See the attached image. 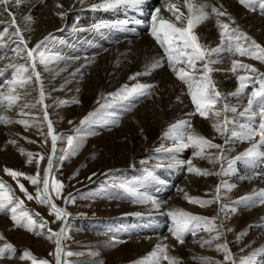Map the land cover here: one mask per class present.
Masks as SVG:
<instances>
[{
	"label": "rangeland",
	"instance_id": "374dc122",
	"mask_svg": "<svg viewBox=\"0 0 264 264\" xmlns=\"http://www.w3.org/2000/svg\"><path fill=\"white\" fill-rule=\"evenodd\" d=\"M110 27L97 30L104 46L114 44L109 39L112 30L104 34ZM112 29L116 35L124 33L121 32L122 28ZM194 32L197 35L196 29ZM33 46L28 43L29 48ZM120 48L122 47L119 42L109 56L104 50L97 55L98 61L90 63L85 60L92 58L76 49L78 53L72 55L70 61H49L47 66L38 64L37 70L41 73L42 81L49 79L50 70L54 71L56 77L52 88L44 91L43 105L36 102L39 98V84L34 78L23 87L16 86L13 95H18L19 99L12 104L13 107L10 109L0 106L6 111V114L0 113V117L7 118L6 122H0V180L12 189L10 194L24 200L25 210L33 215L38 224L41 222L40 216H43L53 231L64 227L63 222L57 221L50 214L49 206L39 204L36 199L28 201L20 192L16 180L4 172L5 168L27 175H35L39 171L43 178L47 159L51 155L48 121L43 119L46 105L54 133L59 137L50 182L54 178L63 183L62 196L56 198L52 192V197L59 207L66 208L70 214L67 220V238L62 240V248L64 253H76L73 256L62 254L63 264H168L162 256L158 262L149 255L147 249L154 235L166 237L167 255L179 264H203L204 260L223 262L224 253L217 251L216 246L225 242L235 264H244L243 258L254 252L257 253L252 257L255 264H264V255L259 254L264 249V224L256 221V216L264 205L254 202L259 200V192L250 187L253 181L250 165L246 161H237L231 169L227 167L229 160L246 150L241 141L236 139L224 146L225 159L222 163L227 175L202 176L182 173L185 166H178L176 162L188 159L193 162L196 159L195 167L213 173L220 171L221 163L213 164L208 159L195 156V149L192 147H189L191 155L188 159L171 155L169 149L172 141L163 139L165 129L161 127L151 126L148 132H144L141 126L145 123H138V119H134L131 128L121 127L115 119L113 123L110 122L111 116L116 112L122 114L126 110L124 115L131 118L143 106H152V102L155 104L147 95L131 102L113 101L109 98V94L121 89L123 85L128 84L131 87L139 83L133 72L134 66L130 63L127 65V62H118ZM23 57L24 53L19 54L14 65L30 63ZM105 58L108 60L103 63ZM152 63L149 60L142 70L150 69ZM98 66L102 70L100 75L96 72ZM256 68L259 72H264V66ZM79 69L81 72H78ZM12 70L14 72V68ZM124 70L126 73L123 79L121 74ZM78 74H81L80 80L76 78ZM28 75H31L30 67L28 72L22 74ZM133 76L135 79H130ZM248 88L246 92L251 91L252 85ZM68 91L76 97L75 101L67 98ZM25 104L32 106L25 107ZM104 104L112 106L102 108ZM21 112L24 114L21 115ZM93 112L98 114L94 118L95 123L82 125L81 121ZM195 117H198L195 121L200 123L190 122L191 127H188L187 133L202 135L214 143L224 144V138L211 126L214 122L211 116L208 119L199 118L197 115ZM20 120L27 121L29 126L18 123ZM148 123L152 124L151 121ZM69 136H75L79 143L75 154H70L67 148ZM219 152L217 149H205L206 155L211 154L214 157ZM27 153L33 154L31 164L27 162ZM40 155L45 157L43 161H39ZM62 156L68 158L61 160ZM171 159L176 160L173 166L168 165ZM255 167L264 172V164L259 161ZM17 179L35 196L37 186H33L23 176ZM227 183L232 185L230 189L226 187ZM122 184L132 190L122 188ZM221 184L224 186L217 194L216 188ZM39 187H43L42 180ZM69 194L74 197V203L65 204ZM217 195L220 196L219 202L206 206L190 203L187 199L191 197L214 200ZM145 196L159 197L165 201L164 214L154 217L143 214L147 202L137 203L136 200ZM244 197H253V200L241 202ZM220 204L231 205L237 211L226 210L221 213ZM169 211H186L216 218V231H206L208 225H203L195 229V235L191 232L185 233L184 243L180 244L172 235L173 223L167 215ZM37 213L40 215H36ZM48 227L42 232L40 229L29 232L15 226L10 213H0V235L4 237L0 239V246L10 243L16 250L11 254L15 258L0 259V264H31L30 260L21 258V253L25 250L30 251L38 260L47 259L50 264H55V258L50 253L54 252L56 246L54 240L47 238ZM217 232L222 234L219 240H214ZM205 241L212 243L206 245Z\"/></svg>",
	"mask_w": 264,
	"mask_h": 264
},
{
	"label": "snow or ice",
	"instance_id": "6c2138e0",
	"mask_svg": "<svg viewBox=\"0 0 264 264\" xmlns=\"http://www.w3.org/2000/svg\"><path fill=\"white\" fill-rule=\"evenodd\" d=\"M30 0H0V14H6L10 19V24L3 25L0 27V39L3 38V34H9L10 36L16 37L14 43L16 47L11 49L17 55L24 53V59L27 62L23 65H9L14 68V72L6 80L0 82V86H7L8 92H0V106H4L3 101L7 100V107H11L12 104L19 99L18 95H13L17 85L23 87L27 82L35 79L39 84V98L36 101L43 105L45 100V92L43 87V81L41 80V73L37 70V65L47 66L51 57L46 56L45 48L46 42L53 37L51 34L46 36L43 40L39 41L32 48L28 47V41L24 36V31L17 24V15L12 10L13 7L20 6L22 3L27 4ZM145 0H102L92 5L93 10H113L118 9L121 6H140ZM187 7L188 15L185 16L183 12L177 14V5L167 4V10L171 11L176 18V21L181 22L180 26L177 23L169 19H163L160 17V8L154 9V14L150 17V33L154 39L158 42L159 46L164 49V55L167 63L171 68V71L175 73L176 77L186 86L187 93L190 96L191 103L194 105V111L187 115H199L203 119H208L210 116L213 118L212 128L216 133L224 138V144L214 143L212 140L203 137L202 135L187 133L184 131L185 128L191 127L190 121L182 120L176 124L170 126L166 135L173 137L179 143L177 147L169 149V151L180 152L186 150L189 147L195 149L194 155L200 158L208 159L210 163H221V168L218 173H213L207 169H201L195 167L192 163V159L186 161H177L178 166H185L186 173H195L197 175L209 176V175H227L222 161L225 159L224 146L230 139H237L243 141H254L257 136L259 140L256 143H252L251 146L246 149L240 155L234 157L228 161L227 167L231 169L233 164L237 161H246L249 165L255 166L256 162L264 164V72L246 63L233 60L231 62L230 71L236 73L239 70H243L246 74L237 76L239 81L238 87L235 91L223 94L218 90L215 81L212 79V73L214 71H222V69H216L213 65L223 62V53L229 55L238 54L241 57H248L249 59L257 60L261 64H264V46L258 43L251 36L241 31L238 27L231 28L230 24L222 22L217 19V26L220 29L219 35L221 37V43L211 48L199 42L198 36L195 34L194 29L203 21L209 19L212 14L216 17L227 16L230 21L235 22L230 14L226 13L213 6L210 2H202L199 5H194L191 0H184ZM239 3L250 12H255L259 9L261 15H264V0H239ZM59 6V5H58ZM210 9V12L208 11ZM61 18L64 17V13H59ZM33 16L28 15L25 17L26 21H33ZM186 21V24L183 23ZM124 26H128L132 23L143 24L142 20L128 21L124 20L119 22ZM115 25H113L114 27ZM109 27L104 23L94 24L93 30H100L101 28ZM9 28L13 29L9 33ZM81 30V29H78ZM185 65V67H176V65ZM163 66L162 60H157L152 64V70H155ZM29 67L31 69V75L22 76L23 73L28 72ZM3 70H0V76H3ZM150 74V73H145ZM140 75L137 73L136 76ZM130 79H135V76ZM252 85L251 91L246 92V89ZM152 85L137 83L134 86L129 87L125 84L121 89L114 93L109 94V98L113 101H135L142 96H150V89ZM230 97L236 99L235 103L230 101ZM179 101V97L177 98ZM219 105V107H218ZM25 107L32 105L25 104ZM111 104H104L102 108L111 107ZM127 107V105H126ZM45 114L43 119L48 121V134L51 136V155L47 159L46 171L41 178L40 172L37 171L35 175H27L22 172L11 170L8 168L4 169L6 175L16 180L18 188L21 193L24 194L28 201L36 199L39 204L47 205L51 209V213L57 221L63 222L64 227H61L59 231H53L48 227V222L40 216L41 222L38 224L27 210L24 208V200L15 197L10 194L12 189L0 180V213H10L11 219L14 225L22 227L29 232H35L40 229L48 227L49 240H54L55 250L50 255L55 258V264H63L61 260L62 254L67 256L76 255L72 252H63L62 240L67 238V220L70 214L66 211V208L59 207L52 197L54 192L56 198L62 196L63 183L58 179H51L53 173V160L57 151V141L59 137L54 133L53 125L47 114V106L44 105ZM238 114L229 116L228 114ZM24 113L21 112V115ZM98 114L93 112L85 117L81 124L95 123V117ZM6 117H0V122H6ZM18 123L28 127L29 124L25 120H20ZM231 126V127H230ZM31 142V141H30ZM47 142V141H46ZM14 143V142H13ZM79 143L76 141L75 136H69L67 139V148L70 150V154H75ZM205 149H217L220 150L219 155L213 156L211 154H205ZM29 159L28 163L31 164L33 161V154L27 153ZM67 156H62L61 160H66ZM45 157L39 156V161H43ZM151 175V173L149 174ZM23 176L24 179L30 181L33 186H37L36 194L33 196L28 192L27 188L23 183H20L17 178ZM43 187L40 188L41 183ZM223 184L218 185L216 188L217 194L220 193ZM122 188L131 191L127 185H121ZM227 188H231L232 185H227ZM259 200L254 201L256 203L264 204V190L259 192ZM190 203L197 204L200 206H206L211 203H217L220 200V196L217 195L214 200H201L198 198L187 197ZM253 200V197H244L241 202ZM65 204L74 203V197L69 194L68 198L65 199ZM137 203H150L157 210L160 208L159 202L150 196L139 197L136 200ZM250 207L251 205H246ZM18 209L20 211L18 212ZM235 212L237 208L231 205L220 204V212L225 211ZM36 215H40L37 213ZM167 215L171 218L173 228L171 229L174 239L180 244L184 243V235L187 232H191L195 235V229L208 225L205 228L206 231H216L215 219L207 218L195 214L188 213L186 211H169ZM221 227H223L221 225ZM222 233L217 232V235L213 237L214 240H219ZM0 239H4L0 235ZM212 241H205L206 245H211ZM204 246V245H202ZM162 258L168 261V264H179L177 260L167 255V247L157 245ZM217 251H223L224 261L216 262L204 260L203 264H235L230 249L227 243H222L216 246ZM16 250L13 245L6 243L0 246V259L15 258L11 254ZM260 255H264V249L260 250ZM254 252L249 257L243 258L244 264H255L252 257L256 256ZM153 257H157V253H152ZM21 258L28 259L31 264H50L47 259L38 260L32 253L25 250L21 253ZM159 257H157L158 259Z\"/></svg>",
	"mask_w": 264,
	"mask_h": 264
},
{
	"label": "bare ground",
	"instance_id": "6f19581e",
	"mask_svg": "<svg viewBox=\"0 0 264 264\" xmlns=\"http://www.w3.org/2000/svg\"><path fill=\"white\" fill-rule=\"evenodd\" d=\"M98 2H102V0H30L27 4L22 3L20 6L13 7L12 10L17 15V24L24 31V36L28 43H32L35 46L39 41L51 34L53 38L48 40L46 45L42 46L45 48L46 56L51 57L49 60L50 62L62 60V62L70 61L71 56L78 53L76 49H79V53L86 54L92 58H87L85 62H95L100 52L106 50L109 56L113 48L120 42L122 48H120L119 51L118 62H127V65L130 63L134 66V74L140 73V75L137 76L139 83L153 86L150 89V98L152 101H155V104L152 102V106H143L140 111H135L131 118H127V116L124 115L126 110H124L122 114L116 112L111 116L110 122L113 123V119H115L120 123L121 127L131 128L134 119H138V123H145L141 126V130L144 132H148L151 126L161 127L165 129V131H163V139L170 142L172 141L170 149L177 147L179 142L173 137L166 135L170 126L182 120L194 121L195 123H200V121H195L196 118L198 119V117H195L196 115H187L194 111V105L191 103L186 86L176 77L175 73L171 71L167 60L164 58L165 56L163 57L164 49L159 46L158 42L151 35L150 17L154 14V9L159 7L161 18L172 20L180 26L181 22L176 21L173 13L167 10V4L171 3L177 5V14L183 12L184 15L187 16V7L184 0H145L140 6H121L118 9L107 11L93 10L92 5ZM191 2L194 5H199L205 2V0H191ZM207 2H210L213 6L230 14L235 22L233 23L230 21L227 16L216 17L215 14H212L209 19L195 27L201 44L215 48L221 43V37L219 35L220 29L217 26V19H219L222 22L229 23L230 29L238 27L241 31L264 46V15L260 14L259 9L255 12H250L239 3V0H207ZM208 11L210 12V9H208ZM59 13H64V17L61 18L60 15H58ZM28 15L33 16V21L29 22L25 20V17ZM124 20H142L144 23L139 25L132 23L128 26H124L119 23ZM101 22L110 25L112 28L113 25H115L114 27H119V29L122 28L121 32L124 31V33H121L122 35H116L109 26L110 28H108L104 34L112 30L109 39L113 40L114 44L111 46L102 45L104 42L100 41L99 33L97 30H93V25ZM183 23L186 24V21H183ZM7 24H10L9 17L6 14H0V27ZM12 31L13 29L9 28V33ZM150 36H152L153 39H151L152 37ZM15 40L16 37L10 36L9 34H3V38L0 39V70H3L4 73L3 76H0V82L6 80L13 73V68L9 67V65H14L17 61L18 55L11 51V49L16 47L14 43ZM222 57V63L213 65L214 68L222 69V71H214L212 73V79L215 81L218 90L225 95L237 89L239 82L237 76L246 74L243 70L239 69L236 73L230 71L231 62L233 60L250 65L254 64L256 65L255 67L260 66V68L264 66V64L250 61L248 57H241L238 54L229 55L223 53ZM108 58H105L103 63L107 61ZM149 60H152L153 63L157 60H162L163 66L155 70H152V66L148 70H142L143 66L147 65ZM176 67H185V65H176ZM96 68V72L100 75L102 71L100 70V66ZM49 72V79H43L44 91L53 86L52 82H54V78H56L53 70ZM78 72H81V69H79ZM122 73L121 77L124 79L126 71L124 70ZM80 75L81 74H78L76 77L78 80L81 79ZM0 92L7 93L8 87L0 86ZM68 93L67 98L75 101L74 99H76V97L73 96V93L69 91ZM178 97L179 101L177 100ZM139 98L141 99L142 97ZM229 99L232 103L236 102L234 97H230ZM3 103H5V108H10L7 107V100L3 101ZM12 107L13 106H11V108ZM10 109H8V112H10ZM4 111L5 109L0 108L1 114H6V111ZM228 115L231 117L238 114L229 113ZM149 121H151L152 124H149ZM110 122H108V124H110ZM184 131L188 132V127L185 128ZM234 140L236 139H230L228 145ZM258 140L259 136H257L254 141H243L241 144L242 147L248 149L252 143H256ZM174 152L175 151H170V154L183 157V159L186 157L188 159L191 155L189 148L181 150L180 152ZM175 161V159H171L168 165L173 166V162ZM196 162V159L193 160V165H195ZM249 170L253 178L250 187L256 189V192L264 190V172L251 165ZM181 172L185 173L186 171L182 169ZM153 198L159 202V210L152 204L147 203L143 210V214L152 217L164 214L166 210L164 207L166 204L165 201L160 200L159 197ZM260 211L261 212L256 216V218H258L256 221L260 222L262 225L264 224V206H262ZM151 242L147 250L150 256H152L154 252L157 253V257L159 258H154L159 262L161 254L157 249V245L165 246L166 237H157L154 235Z\"/></svg>",
	"mask_w": 264,
	"mask_h": 264
}]
</instances>
